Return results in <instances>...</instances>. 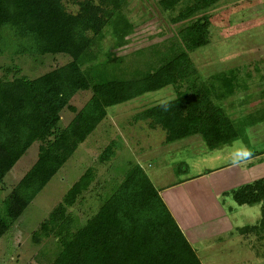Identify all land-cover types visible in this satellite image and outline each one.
Listing matches in <instances>:
<instances>
[{
  "label": "trees",
  "instance_id": "obj_1",
  "mask_svg": "<svg viewBox=\"0 0 264 264\" xmlns=\"http://www.w3.org/2000/svg\"><path fill=\"white\" fill-rule=\"evenodd\" d=\"M218 1L159 0L163 12H172L175 5L178 12L186 11L182 18H173L175 24H182L176 33L178 43L171 42L162 52L154 45L147 48L157 55L155 63L126 78L104 76L99 69L117 66L121 59L106 54L99 61L91 48L105 30L113 47L125 42L132 31L123 14L127 0H81L76 13L67 12L62 0H0L1 47L5 44L2 31L8 30L29 41L37 55L69 58L63 66L32 79L0 80V184L26 149L39 142L34 163L2 200L0 237L114 105L170 86L172 99L142 110L133 119L163 131L165 144L197 135L207 150H215L237 139L238 131L210 96L214 84L221 89L214 93L220 100L245 90L244 85L229 71L210 76L207 87L188 57L189 51L208 42L205 11ZM78 91L90 95L75 109L69 101ZM63 109L72 117L60 128ZM111 148L107 145L102 150L100 162L109 160ZM93 179V170L86 168L32 232L33 243L48 237L57 243L58 251L49 264H201L159 190L137 164L128 165L108 197L79 223L68 209ZM221 195L229 196L237 206L264 202V176ZM258 223L264 225L263 218ZM255 228L244 226L239 232Z\"/></svg>",
  "mask_w": 264,
  "mask_h": 264
},
{
  "label": "rangeland",
  "instance_id": "obj_2",
  "mask_svg": "<svg viewBox=\"0 0 264 264\" xmlns=\"http://www.w3.org/2000/svg\"><path fill=\"white\" fill-rule=\"evenodd\" d=\"M80 1L62 0V4L67 12L76 13ZM158 1L127 0L123 14L132 31L123 44L113 47L107 30L101 39L93 40L91 53L99 61L106 54L121 59L117 66L106 65L99 69L104 76L118 74L130 78L133 74H141L150 67L149 64L155 63L157 57L147 48L154 45L162 52L171 42L178 43L176 33L182 24H175L173 18H182L186 11L178 12L175 5L172 12H163ZM205 12L209 22L208 42L189 51L188 57L207 87L209 82L206 80L210 76L229 71L233 72L239 85H244L245 90H237L232 96L220 100L215 99V95L221 89L214 84L215 91L210 96L212 103L222 109L238 131L237 139L215 150H207L197 135L165 144L163 131L149 129L145 121L133 119L142 110L172 99L174 92L170 86L108 108L105 118L0 237V264H49L58 245L51 237L39 243L32 242L31 234L39 223L84 170L91 168L93 182L68 209L82 223L112 192L129 164L139 165L158 190L169 185L183 190L194 211L203 210L200 213L204 222L207 220L203 216L209 212L210 206L220 204L219 210L225 217L210 218L208 220L212 221L206 225L218 227V234L215 231L214 235L192 245L201 264H264V225L258 223L260 219L264 220V202L237 206L229 196L219 195L214 186L219 172L216 167L227 164L243 170L245 163H252L251 181L264 176V0H219ZM1 36L5 44L0 45V80L21 76L32 79L69 61L64 54L33 53L29 41L17 38L8 30H3ZM89 95V91H78L71 97L69 105L79 109ZM71 117L72 113L63 109L58 127H65ZM38 145L39 142L34 141L5 174L0 184V210L3 198L34 163ZM107 145L112 146V154L109 160L100 162L98 157ZM244 157L249 159L232 164L235 159ZM151 174L158 176L153 178ZM244 177L247 179L245 173ZM208 178L214 180L213 187L211 182L206 184L207 187L203 186L201 192H195V186L203 179L209 181ZM240 181L242 178H235V183L230 182L226 187L231 190L243 185L244 182ZM214 221L222 224L209 225ZM235 226L256 228L240 233L239 228L231 229ZM228 228L230 230H224Z\"/></svg>",
  "mask_w": 264,
  "mask_h": 264
},
{
  "label": "crops",
  "instance_id": "obj_3",
  "mask_svg": "<svg viewBox=\"0 0 264 264\" xmlns=\"http://www.w3.org/2000/svg\"><path fill=\"white\" fill-rule=\"evenodd\" d=\"M249 158L244 157L243 159L240 160H234L232 161V164L236 163V162H242L243 160H248ZM245 161V162H246ZM261 163V162H259ZM254 165L252 163H245V168L243 170L238 169L237 166L231 165V164H227L224 167L223 166H219L216 167L218 172V176L216 178V182L214 183V180H210L209 181H205V179L201 180L202 183L198 186H195V192H201L200 190H202L203 186L207 187L206 184L211 183L212 182V187H213V183L215 184L214 186L215 189L218 190V194L221 195L223 192L229 190V187H226L229 185V183H235L234 179L235 178H242V181L240 182H244V183H248V181L251 182V179L249 178V171L250 169L253 167ZM248 171V172H247ZM208 173H210L211 171H207ZM244 173L245 176L247 177V179L244 177ZM248 173V174H247ZM241 174V176H240ZM201 175V174H200ZM200 175H197V177H199ZM248 175V176H247ZM155 176H158L156 174H151V177L155 178ZM205 176V174L203 175ZM201 176V177H203ZM234 176H236L234 178ZM194 177V178H197ZM199 177V178H201ZM246 179V180H244ZM187 181V179H184ZM184 180H179V181H184ZM239 181V180H238ZM253 181V180H252ZM185 182V181H184ZM171 185H169V187H166L164 189V187H162L161 190H159V194L160 197L162 198L163 202L165 203L166 207L168 208L169 212L171 213L172 217L174 218L176 224L178 225L179 229L181 230L182 234L184 235L185 239L188 241V243L191 245L193 244H198L197 241L199 240H203L204 238H206L209 235H214L213 232H215L216 234H218V230L217 228H215L216 226H206L207 222H210L212 220H218L221 216H224V212L219 210V205H216L214 203V205H211L209 210V212H206V215H204L203 217L207 220V222H204V220L202 219V213H200L201 211H203L201 208L199 211H197V213L194 211V209L192 208V205L189 204L188 199H185L186 196L184 194V191L181 190L179 187H170ZM174 191V192H172ZM214 191V190H213ZM215 192V191H214ZM188 197V195H187ZM218 206V207H217ZM231 210V209H228ZM213 212V213H212ZM212 219V220H208V219ZM220 225L222 224V222L217 223L216 221H214V223H209V225ZM244 227V226H242ZM231 228V227H229ZM224 229V230H230V229ZM235 228H241L238 226H235L231 229H235ZM222 229V228H220ZM197 242V243H196ZM192 249L195 251L196 250L192 247Z\"/></svg>",
  "mask_w": 264,
  "mask_h": 264
}]
</instances>
